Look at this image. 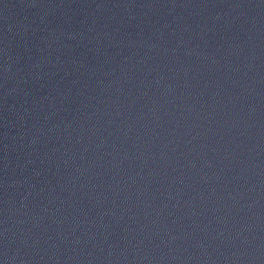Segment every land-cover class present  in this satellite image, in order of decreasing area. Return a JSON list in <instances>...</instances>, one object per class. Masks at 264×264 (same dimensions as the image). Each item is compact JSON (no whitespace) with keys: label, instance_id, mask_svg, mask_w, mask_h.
I'll use <instances>...</instances> for the list:
<instances>
[{"label":"water","instance_id":"95a60500","mask_svg":"<svg viewBox=\"0 0 264 264\" xmlns=\"http://www.w3.org/2000/svg\"><path fill=\"white\" fill-rule=\"evenodd\" d=\"M0 264H264V0H0Z\"/></svg>","mask_w":264,"mask_h":264}]
</instances>
